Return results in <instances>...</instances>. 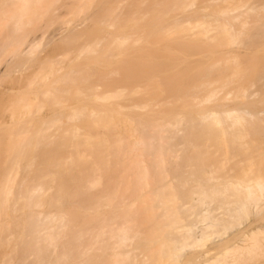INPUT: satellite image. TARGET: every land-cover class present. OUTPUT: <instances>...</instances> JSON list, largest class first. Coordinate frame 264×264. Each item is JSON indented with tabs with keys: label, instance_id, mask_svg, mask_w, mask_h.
Returning a JSON list of instances; mask_svg holds the SVG:
<instances>
[{
	"label": "bare ground",
	"instance_id": "obj_1",
	"mask_svg": "<svg viewBox=\"0 0 264 264\" xmlns=\"http://www.w3.org/2000/svg\"><path fill=\"white\" fill-rule=\"evenodd\" d=\"M65 1L0 0V264H264V0Z\"/></svg>",
	"mask_w": 264,
	"mask_h": 264
},
{
	"label": "rangeland",
	"instance_id": "obj_2",
	"mask_svg": "<svg viewBox=\"0 0 264 264\" xmlns=\"http://www.w3.org/2000/svg\"><path fill=\"white\" fill-rule=\"evenodd\" d=\"M60 2H59V4H55L53 7H54V9L52 8V12H53V14L57 17V18H59V19H69L70 20V18H71V16L68 14V9H67V4H66V1L65 0H59ZM63 1V2H62ZM56 8V9H55ZM91 11V10H90ZM88 12L89 11H86V13H83V14H81V16H80V18H84V17H86L87 16V14H88ZM80 22L79 21H76L75 22V24L77 25V24H79ZM47 26H45L44 25V29H43V31L45 32V34H44V37L46 38L49 34H51L52 33V31L55 29V28H57L59 25H61V24H59L58 22H56L55 24H46ZM37 35H40V31H37ZM45 49L44 48H40V55H44L45 54V52H46V50L44 51ZM19 73V72H18ZM17 72L15 73L16 75L18 74ZM1 87H3V85L1 84V86H0V88ZM154 252V250L153 249H149V250H144V252H146V253H150V252H152V251Z\"/></svg>",
	"mask_w": 264,
	"mask_h": 264
}]
</instances>
